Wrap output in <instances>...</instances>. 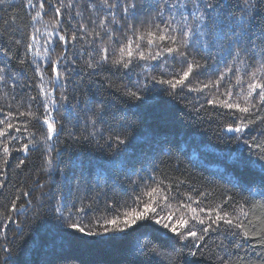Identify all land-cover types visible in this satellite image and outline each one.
Instances as JSON below:
<instances>
[{
    "label": "trees",
    "instance_id": "1",
    "mask_svg": "<svg viewBox=\"0 0 264 264\" xmlns=\"http://www.w3.org/2000/svg\"><path fill=\"white\" fill-rule=\"evenodd\" d=\"M64 2L68 3V0ZM127 2L130 0H108V3L117 5L109 10L103 7L104 0H73V12L79 11L82 15H73L69 19L65 12L61 19L60 27L66 32H77L82 23L88 26L89 33H100V38L93 41V37L85 33V39H78L67 46L51 45L55 49L53 59L61 52L68 58L60 65L62 74L65 67L69 69L67 79L62 82L63 87L53 93L57 99L61 93L68 98L53 112L59 131L48 143L56 151L47 153L48 144L40 143L35 148L30 147L26 156L22 152H14L7 167L0 160V171L3 172L0 181L5 184L4 188H0V213L6 212L5 206L10 207L16 196H21L18 204L29 199L32 201L22 212L11 213L13 219L18 220L19 227L9 223L6 239L5 233L0 232V246L9 247L11 264H177L175 253L162 239L153 244L158 254L151 250L140 251L152 237L151 232L134 233L126 241L83 242L93 239L108 241L107 236L83 237L81 241H73L66 235L72 230L66 227L55 209L62 206L63 215L67 217L70 212L75 214L81 203L95 201L94 207L100 211L89 215H103L106 202L127 200L131 203L133 189L137 188L132 181L139 176L146 178L145 183H151L148 177L164 179L165 185L174 180H184L186 183L180 185V190L186 194L189 189H214L216 202L222 193H227L243 203L244 198L249 196L245 187L259 186L260 165L264 164V160H259V153L250 152L242 141L229 139L236 134L222 129L232 122V118L226 115V109L205 104V96L212 98L207 89L204 93L185 90L173 97L159 92L162 86L158 84L149 83L147 89L141 88L145 83L142 67H133L127 74V70L110 66L95 70L87 67L90 54H94L102 42L111 54L113 49L126 42L125 34L135 39L127 26L134 25L142 34L151 22L160 23L156 11L161 0H135V17L125 19L123 7ZM182 2L188 3L187 15L192 11L195 0ZM211 2L226 6L217 9L213 15L225 13L235 19L240 17L243 0ZM255 2L254 30L258 35L260 27L264 26V4H260L259 0ZM46 8L47 14L36 25L42 31V25L49 24L54 15V8L47 4ZM29 11L34 14L33 10L24 7V0H7L0 5V68L5 69L4 81L0 82V108L4 112L12 111L13 115L17 109L25 111L21 105L26 106L28 98L37 96L39 92V75L31 62L33 56L26 52L25 47L27 34L32 29ZM104 17H107L105 26L113 30L111 40L97 26ZM167 17L168 11L165 9ZM113 18L115 23H112ZM191 19L189 16V21ZM17 39L22 41L20 45L14 43ZM190 39L189 59H195L203 66L198 77H191L197 87L200 86L196 84L197 79L204 82L215 80L226 72V65H233L235 52L233 50L230 54L227 40L221 39L215 45L205 47V37L197 39L196 35H192ZM143 50L148 54L157 49L146 47ZM241 58L246 59V56L242 55ZM256 59H260L259 50ZM21 60L26 62L21 63ZM36 61L44 70L47 80L51 75L47 59L36 58ZM138 63L144 65L145 61ZM157 63L159 67L151 66ZM236 67L240 69L238 74L243 75L246 65L237 62ZM181 69L182 65L169 58L167 65L150 62L147 74L168 79ZM229 81L235 84L232 73H227L224 85ZM129 89H139L138 95L143 97V101L130 100L124 94ZM235 90L238 91V87ZM212 91L215 92L214 89ZM220 91L223 92L224 87ZM42 99L38 97L32 102L37 114L44 111ZM101 104L104 112L102 118H97L93 112ZM201 104H205V107L201 108ZM259 115H264V112ZM2 118L3 114L0 113ZM23 119L20 117L13 122L20 125ZM92 120H96L95 125L91 123ZM33 124L35 127L31 131L38 141H42L46 126L35 121ZM262 130L264 122L258 121L243 134L244 138L251 143L252 137H260ZM117 135L126 141L119 152L114 147H108L109 137L115 138ZM240 153L256 163L247 168L239 166L235 161ZM49 158L52 160L51 166L45 162ZM20 159H26V164L17 168ZM22 190L29 191L30 196L23 197ZM255 199L257 202L260 200L259 196ZM0 223L7 221L0 220ZM84 223L88 224L87 218ZM184 251L188 252L187 249ZM201 251L203 256L180 257L179 264H221V258L226 264H264V242L233 237L229 230L210 233ZM0 256H3L2 252Z\"/></svg>",
    "mask_w": 264,
    "mask_h": 264
},
{
    "label": "snow or ice",
    "instance_id": "2",
    "mask_svg": "<svg viewBox=\"0 0 264 264\" xmlns=\"http://www.w3.org/2000/svg\"><path fill=\"white\" fill-rule=\"evenodd\" d=\"M6 2L7 0H0V5H4ZM259 3L264 4V0H259ZM46 4L54 8V15L49 24L42 25L44 29L42 31L41 27L36 25L47 14ZM201 5H203L202 8ZM24 7L34 11V14L32 11L28 13L32 22V29L27 34L28 42L25 47L26 52L32 54L31 62L35 65V71L39 75V92L37 96L28 98L29 102L26 106L21 105L25 107L23 112L17 109L13 115L12 111L4 112L3 108H0V113L3 114V118L0 119V160H2L4 167L8 166L9 158L14 152H22L26 156L30 147L35 148L40 143L48 144L47 153L56 151L55 147L48 143L59 131L53 112L68 98L61 93L57 99L53 93L58 91V88L63 87L62 82L67 79L66 74L69 69L65 67L64 74H62L60 65L68 58L61 52L53 59L52 54L55 49L51 45L67 46L78 39H85L86 37L83 35L85 33L91 35L93 41L100 38V33L95 31L89 33L88 26L82 23L79 24L77 32L69 33L61 29V19L65 12H67L69 19L73 15L76 17L82 15L79 11L73 12L75 7L73 0H68V3H65L64 0H56V3H53V0H24ZM103 7L111 10L117 5L104 0ZM223 7L226 6L221 3H213L211 0L208 2L195 0L192 11L185 15V11L188 9L187 2L161 0L156 11V17L160 23L151 22L142 34L134 25L127 26L135 39L128 38L125 34L126 42L113 49L111 54L102 42L100 48L94 50V54H90L87 67L95 70L110 66L117 70H127L125 74L132 71L133 67H142L145 71V83L140 86L141 88L147 89L149 83L158 84L162 86L158 89L159 92L173 97L180 95L185 90L189 93H204L207 89L212 98L205 96V104L211 105L213 108L226 109V115L232 118V122L226 124L222 129L227 133L236 134L230 136L229 139L242 141L250 152L259 153V160H264V130L261 131L260 137H252L251 143L243 135L258 121L264 122V115H259V113L264 112V26L260 27L257 35L254 30L256 17L253 15L257 10L255 0H243L238 19L225 13H221L220 16L213 15L217 9ZM136 8L135 0L127 2L123 7L126 14L125 19L134 18ZM165 9L168 11L167 19L165 18ZM110 14L112 13L110 12ZM112 15L114 17V14ZM189 16L192 18L191 21H189ZM106 19L107 17H104L97 26L103 29L104 34L111 40L113 39V30L105 26L104 21ZM115 22V18H113L112 23ZM92 23L96 24L95 21ZM78 33L81 35L78 36ZM192 35H196L197 39L201 36L205 37V47L215 45L221 39L227 40L230 54L233 50L235 52L234 63L231 66L226 65L225 73H221L215 80L209 79L208 82L197 79L196 84H199V87L193 84L191 79L193 75L198 77L199 70L203 67L197 60L189 59L190 52L188 49L191 45L190 38ZM115 39L119 40V38ZM14 43L20 45L22 41L17 39ZM146 47L157 50L146 54L143 50ZM257 50L260 54L259 60L256 59ZM117 54L118 58H116ZM5 55H7L6 52ZM242 55L246 56V59H242ZM36 58L47 59L51 73L47 80H45L44 70L37 63ZM169 58L174 63L182 65L181 71L174 72L168 79L147 74L150 62L158 61L167 65ZM138 61H145V64L140 65ZM20 62L25 63L26 61L21 60ZM237 62L246 65L243 75L238 74L240 69L236 67ZM151 66L159 67L160 65L157 63ZM4 72L5 69L0 68V82L4 81ZM227 73H232L235 76V84L229 81L227 85H224L223 82ZM221 87H224L223 92L220 91ZM237 87L238 91L235 90ZM213 89L215 92L212 91ZM138 91L139 89L135 91L129 89L124 94L130 100L143 101V97L138 95ZM220 96L225 98L220 99ZM38 97L44 98L41 100L44 111L40 114H37L32 103ZM205 104H201L200 107H205ZM103 112L104 109L101 104L94 110L93 115L102 118ZM20 117L24 118L22 124L18 125L13 122ZM33 121L46 126V133L42 141H38L35 138V133L31 131L35 127ZM91 123L95 125L96 120H92ZM22 140L26 142H22ZM125 144V139L119 135L115 138L109 137L108 147L110 149L114 147L119 152L121 146ZM45 162L49 166L52 164L50 158ZM235 162L245 168L256 163L245 157L243 153L236 157ZM25 164L26 159H20L16 167L20 168ZM260 172L258 188L246 186L245 191L248 192L249 196L244 198L243 203L237 201L234 195L227 193H222L219 201L216 202L214 189H189L186 194L180 190V185L186 183L184 180H174L165 185L164 179H157L154 176L148 177L147 179H150L151 183H145L146 178L139 176L136 181H132L137 185V188L133 189L131 203L127 200L106 202L103 215H89L94 211H100L98 207H94L95 201L86 204L81 203V206L76 208L75 214L70 212L67 217L63 215L62 206L57 207L55 211L66 223V227L72 230L66 235L73 241H81L83 237L101 236H107L108 241L93 239L83 242L98 244L126 241L134 233L151 232L152 237L144 243L140 251L151 250L153 253H157L153 244L156 240L162 239L175 253L177 264H179V258L185 255L203 256L204 253L201 249L206 244L210 233L229 230L233 237L240 236L245 240L260 239L264 242V164L260 165ZM0 175H3L2 171H0ZM4 187V182L0 181V188ZM22 196L29 197L30 192L22 190ZM256 196H259V202L256 201ZM20 200L21 196H16L11 201L10 207L5 206L6 212L0 213V220L7 221V223H0V232L5 233V239L9 223L17 224L19 227L18 220L13 219L11 213H20L32 203L29 199L18 204L17 201ZM85 218L88 219V224L84 223ZM89 224L93 226L89 227ZM258 227L259 232H257ZM185 249L188 250L187 253H185ZM0 252L3 253V256H0V264H11L9 257L12 253L9 247L0 246ZM221 264H226L223 258H221Z\"/></svg>",
    "mask_w": 264,
    "mask_h": 264
}]
</instances>
